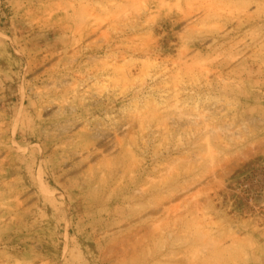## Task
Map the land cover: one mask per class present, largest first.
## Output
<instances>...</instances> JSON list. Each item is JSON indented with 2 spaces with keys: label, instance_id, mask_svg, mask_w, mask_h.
<instances>
[{
  "label": "rangeland",
  "instance_id": "1",
  "mask_svg": "<svg viewBox=\"0 0 264 264\" xmlns=\"http://www.w3.org/2000/svg\"><path fill=\"white\" fill-rule=\"evenodd\" d=\"M0 264H264V0H0Z\"/></svg>",
  "mask_w": 264,
  "mask_h": 264
}]
</instances>
